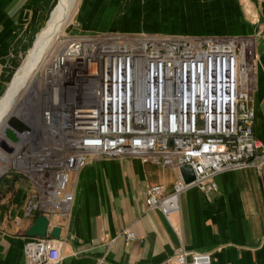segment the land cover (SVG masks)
Wrapping results in <instances>:
<instances>
[{"label":"built area","instance_id":"2783aa9c","mask_svg":"<svg viewBox=\"0 0 264 264\" xmlns=\"http://www.w3.org/2000/svg\"><path fill=\"white\" fill-rule=\"evenodd\" d=\"M252 57L247 41L231 37L108 33L65 40L40 73L32 120L20 122L22 133L12 129L16 142L3 146L5 173L11 169L29 190L26 216L65 218L71 175L95 158H135L175 171L171 192L154 185L145 198L173 229L182 194L196 189L210 201L216 177L260 171ZM185 166L194 173L189 184L179 172ZM24 257L26 264L60 262L50 237L28 240ZM164 264H211V256L180 246Z\"/></svg>","mask_w":264,"mask_h":264},{"label":"crops","instance_id":"0c3cea01","mask_svg":"<svg viewBox=\"0 0 264 264\" xmlns=\"http://www.w3.org/2000/svg\"><path fill=\"white\" fill-rule=\"evenodd\" d=\"M53 3L0 0V94ZM80 7L82 34L247 41L253 131L264 144V0H83ZM175 180V171L135 158L89 160L71 175L69 214L49 218L50 227L60 229V238L53 239L59 264H164L180 246L209 253L211 264H264V165L216 177L210 201L196 189L182 194L171 219L179 234L145 204L150 186L169 193ZM28 198L25 180H0V264H26L24 245L32 238L25 233L34 222L24 211Z\"/></svg>","mask_w":264,"mask_h":264},{"label":"bare ground","instance_id":"6f19581e","mask_svg":"<svg viewBox=\"0 0 264 264\" xmlns=\"http://www.w3.org/2000/svg\"><path fill=\"white\" fill-rule=\"evenodd\" d=\"M78 1L57 0L49 19L36 37L33 48L15 73L11 84L0 100V139L4 138L2 128L11 117H16L27 123L32 120L34 109L31 96L33 94L32 87L38 82L36 73L48 63L46 60L71 21ZM0 161L4 164L7 163L6 157L2 153H0Z\"/></svg>","mask_w":264,"mask_h":264},{"label":"rangeland","instance_id":"374dc122","mask_svg":"<svg viewBox=\"0 0 264 264\" xmlns=\"http://www.w3.org/2000/svg\"><path fill=\"white\" fill-rule=\"evenodd\" d=\"M56 2L57 0H54V3H53V6L52 8L50 9L48 15L44 18V20L42 21V23L40 24L39 28L36 30L35 34L33 35V37L31 38L30 42L28 43L26 49L23 51V54L21 55V58L19 59L18 61V64L17 66L14 68V70L9 73L6 77V81L4 83V86H3V91L1 92L0 94V100L2 99V97L4 96L5 92L7 91L9 85L11 84L13 78H14V75L15 73L17 72V70L20 68V66L22 65L23 61L25 60L26 56L28 55L29 51L33 48L34 46V43H35V40H36V37L38 36V34L40 33L41 29H43V27L45 26L47 20L49 19L50 17V13L51 11L54 9L55 5H56ZM83 0H79L78 1V4H77V7H76V10L71 18V21L69 22V24L66 26V28L64 29L62 35L59 37V39L57 40L56 42V45L54 46V49L52 50V53L50 54V56H48L47 60H46V65H44L42 67V69L40 71H38L36 73V77L39 78L40 77V73L41 71L48 66V64L50 63V61L53 59V57L57 54V52L61 49V46L63 44V42L67 39H71V38H75V37H78V36H93V35H87V34H82L83 32L81 31V28L80 26H77V20H78V16L80 14V6L82 4ZM98 35V34H97ZM36 86H37V83H35L32 87L33 89V93H34V90L36 89ZM32 97V96H31ZM12 118V117H11ZM16 120H18L19 122L21 123H24L23 120L21 119H17L16 117H14ZM9 120V119H8ZM8 141V139L6 137H4L3 139H0V153H4V149H3V145L5 144V142ZM1 143L3 145H1ZM7 163H3L0 161V180L3 178V177H20L16 174H14V172H12L11 169H8L9 171L7 173H5V171L3 172L4 168L6 170V167H8L6 165ZM5 166V167H4ZM22 179V178H21Z\"/></svg>","mask_w":264,"mask_h":264},{"label":"water","instance_id":"95a60500","mask_svg":"<svg viewBox=\"0 0 264 264\" xmlns=\"http://www.w3.org/2000/svg\"><path fill=\"white\" fill-rule=\"evenodd\" d=\"M12 129H14L18 133H22L26 130V128L14 117L7 120L6 125L2 128V134L4 137H6L8 140H11L12 142H16V136L12 132ZM1 145L3 144L1 143ZM179 172L185 184L194 182V173L190 167H182L180 168ZM25 236L32 239H43L50 236L52 239L58 240L60 238V229L51 228L49 225V219L45 216H39L28 228L25 233Z\"/></svg>","mask_w":264,"mask_h":264}]
</instances>
